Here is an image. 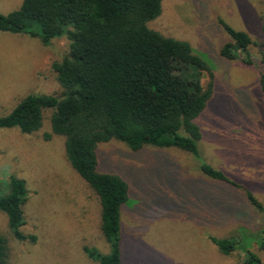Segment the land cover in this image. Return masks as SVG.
Returning a JSON list of instances; mask_svg holds the SVG:
<instances>
[{
  "label": "rangeland",
  "instance_id": "rangeland-1",
  "mask_svg": "<svg viewBox=\"0 0 264 264\" xmlns=\"http://www.w3.org/2000/svg\"><path fill=\"white\" fill-rule=\"evenodd\" d=\"M21 2L0 0V13ZM262 8L261 0H162L149 26L187 41L212 64L213 95L196 119L204 159L246 185L264 206V93L257 67L219 54L229 40L219 19L258 39ZM249 48L260 61L258 47ZM68 50L65 36L44 45L39 38L0 32V115L30 93L59 96L51 64ZM208 80L204 74L202 82ZM50 114L45 110L42 126L30 134L0 129V190L10 174L25 180L24 231L37 241L12 239L2 211L0 234L9 238V264H94L82 246L108 251L98 229L99 205L67 161L64 138L51 133ZM98 170L116 173L129 185L120 217L122 264H241L242 249L224 255L210 236H237L239 225L252 221L249 203L241 190L204 176L190 154L153 146L135 151L110 140L98 145ZM249 247L264 256L256 243Z\"/></svg>",
  "mask_w": 264,
  "mask_h": 264
},
{
  "label": "trees",
  "instance_id": "trees-1",
  "mask_svg": "<svg viewBox=\"0 0 264 264\" xmlns=\"http://www.w3.org/2000/svg\"><path fill=\"white\" fill-rule=\"evenodd\" d=\"M162 0H22L0 13V32L39 38L49 45L65 36L68 53L51 64L62 88L59 96L30 93L8 113L0 115V129L23 134L40 129L43 112L51 110V133L64 138V155L99 205L98 229L108 251L84 245L95 264H122L121 209L129 201V185L118 174L98 170V145L117 140L138 151L144 146L175 148L190 154L202 174L213 182L241 190L252 221L240 224L237 236L210 240L224 255L242 249L241 264H264V256L250 249L256 243L264 255V206L243 183L204 159L202 132L196 122L213 95L214 72L191 45L152 29ZM258 39L219 19L229 40L219 50L226 60L240 58L257 67L264 93V0ZM257 46L256 61L249 51ZM204 74L209 80L202 82ZM51 133H44L46 139ZM200 145V146H199ZM25 180L10 174L0 190V211L7 218L12 239L36 243L26 233ZM256 212L261 214L255 222ZM9 238L0 234V264H9Z\"/></svg>",
  "mask_w": 264,
  "mask_h": 264
}]
</instances>
